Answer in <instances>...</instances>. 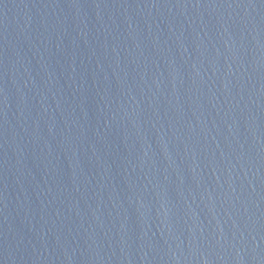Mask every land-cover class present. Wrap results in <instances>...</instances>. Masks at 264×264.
Listing matches in <instances>:
<instances>
[{
  "label": "water",
  "instance_id": "1",
  "mask_svg": "<svg viewBox=\"0 0 264 264\" xmlns=\"http://www.w3.org/2000/svg\"><path fill=\"white\" fill-rule=\"evenodd\" d=\"M0 264H264V0H0Z\"/></svg>",
  "mask_w": 264,
  "mask_h": 264
}]
</instances>
